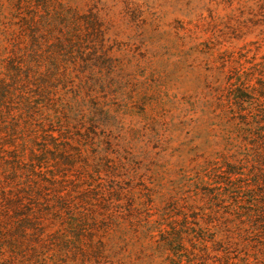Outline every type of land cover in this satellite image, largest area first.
Listing matches in <instances>:
<instances>
[{"label":"rangeland","instance_id":"374dc122","mask_svg":"<svg viewBox=\"0 0 264 264\" xmlns=\"http://www.w3.org/2000/svg\"><path fill=\"white\" fill-rule=\"evenodd\" d=\"M50 5L55 28H47L45 39L60 37L58 13L69 8L63 11L68 29L61 31L74 36L76 49L73 78L65 84L78 89L81 108L94 115L87 117L90 127H37L33 150L42 152L36 163L46 169L40 184L76 198L65 200L69 207L61 216L36 202L38 218L26 223L20 222L24 211L13 215L14 205L5 202L0 264H163L158 232L146 229L156 219L167 230L162 238L170 240L167 264L175 258L185 264H264V189L249 166L237 170L245 174H229L224 162L254 140V127L241 132L222 126L208 86L220 70L254 85L264 80V0ZM20 16L0 0V79L14 75L29 41L27 30L20 34ZM9 129L0 127L6 149L0 150V186L11 187L28 167L10 163ZM60 132L74 144L78 163L62 158ZM103 149L111 164L85 167L81 154ZM24 158H31L27 151ZM13 167L18 175L10 173Z\"/></svg>","mask_w":264,"mask_h":264},{"label":"trees","instance_id":"16d2710c","mask_svg":"<svg viewBox=\"0 0 264 264\" xmlns=\"http://www.w3.org/2000/svg\"><path fill=\"white\" fill-rule=\"evenodd\" d=\"M8 1L15 7L16 13L21 14L20 18L25 26L20 27L22 28L20 34L21 36L24 35L27 30L29 41L21 48V55L19 56L21 60L14 63V75L0 79V127L10 128L9 138L12 139L10 142L11 144L14 142L12 148L6 151L11 157L10 163H14V165L26 163L28 174L25 177L19 176L14 179V184L11 187L0 186V207L5 202L11 203L14 205L13 215H20L24 211L22 214L26 216L20 222L26 223L38 218L36 216V211H39L38 206H33L36 202L42 207L47 206L53 209L56 215L61 216V211L69 207L65 200H74L77 194L68 193L62 189L52 190L47 184H40L39 176H43L46 169L43 170L42 166L38 162L36 163L42 152L35 153L33 150V141L36 138V132L39 130L37 127H59L58 131L63 132H66V127H90L91 119H87V117H92L94 112L82 109L80 102H78V89L75 90L73 87L70 89L65 84L72 81L75 65L70 58L76 49L75 38L68 31H61L68 29L64 21L63 11L70 9L62 8L61 12L58 13L59 19L63 20L59 24L57 22L58 25H56V28L61 29L60 37H54L53 40L47 41L45 39L47 28H55L53 25L55 15L50 10V3L55 0ZM42 24L46 27L44 31L41 29ZM46 44H51L54 49H46ZM261 80L259 77L256 81L258 85H254L249 83L248 78H242V74L237 73L233 77L230 73H224L220 70L213 76L208 86L210 93L215 97L216 107L220 111L219 116L223 119L222 126L237 127V130L241 132L252 130L254 127V140L244 145L240 144L237 150L232 153L231 159H225V165L228 167L227 173L242 175L245 173L237 170L249 166V170L252 172L251 176L257 179L255 184H260L264 189V80ZM28 132L34 135H27ZM59 135L65 138L63 142L66 145L65 148H62L65 152L61 155L62 158L70 160L73 165L74 162L78 163L77 157L75 156L74 159L73 156L74 144L69 142V137L64 136L62 132ZM54 139L57 138L54 137ZM53 148L57 149L58 145L53 143ZM0 150L5 151L6 149L0 147ZM26 151L31 157L27 161L24 158ZM82 155L84 157H82V162L85 167L92 164L95 168L104 166L107 168L111 164L108 153H105L104 149L102 153L97 151L94 155L89 153ZM118 162L120 159L114 160L115 165ZM10 173L18 175V169L13 167ZM106 175L109 178V174ZM39 189H44V192ZM48 195L53 196L52 199L48 198ZM24 200L32 201L26 204ZM75 205L78 204L72 203L71 210H77ZM1 210L2 208H0V216L4 214L6 216L7 213H3ZM153 223L154 226L150 228L147 226L146 229L150 235H154L153 232L155 231L158 232V247L161 248L164 255L163 264H167L169 263L170 240L162 238L167 230L160 220L156 219ZM15 228L16 225L9 226L7 232ZM229 262L236 264L233 261ZM170 263L185 264L181 260L176 262V258L172 261L170 259Z\"/></svg>","mask_w":264,"mask_h":264}]
</instances>
